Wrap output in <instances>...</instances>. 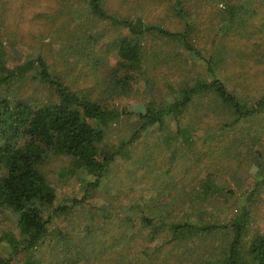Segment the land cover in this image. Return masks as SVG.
<instances>
[{
  "label": "trees",
  "instance_id": "obj_1",
  "mask_svg": "<svg viewBox=\"0 0 264 264\" xmlns=\"http://www.w3.org/2000/svg\"><path fill=\"white\" fill-rule=\"evenodd\" d=\"M171 2L180 30L84 0L86 20L56 28L63 69L41 55L11 65L0 23V215L18 229L0 237V264L46 263L34 255L51 238L49 264H264V0H197L205 16L196 21L192 0ZM123 98L144 110L110 107ZM123 117L130 135L107 151ZM155 132L157 151L136 159ZM161 146L171 148L168 169L154 175ZM53 157L93 177L81 199L57 203ZM119 158L148 175H127L125 205H102L105 219L125 213L109 242L104 224L77 229L71 217ZM142 190L158 197L139 204Z\"/></svg>",
  "mask_w": 264,
  "mask_h": 264
},
{
  "label": "rangeland",
  "instance_id": "obj_2",
  "mask_svg": "<svg viewBox=\"0 0 264 264\" xmlns=\"http://www.w3.org/2000/svg\"><path fill=\"white\" fill-rule=\"evenodd\" d=\"M197 0H192L189 3L191 17L193 20L204 19L205 12L204 8L201 10L196 8ZM84 0H0V23L3 26L2 37L6 44L5 51L7 52V59L11 65L25 63L28 58L35 59L39 55L47 58L51 65H57L59 69L62 67L64 56L60 52V47L57 42V26L61 24H73L81 22L84 19V12L86 13V8L82 9ZM172 4L171 0H106L105 6L108 11H113L118 15L122 16H134L137 12H140L143 17L150 23L164 26L170 30H180L182 29L181 23L178 19L173 17V11L169 6ZM170 9L171 12L168 13L167 10ZM86 20V19H84ZM83 20V21H84ZM104 27L100 25L98 32H102ZM56 37V38H55ZM109 43L105 42L103 48L96 50L97 55H100L102 50H108ZM110 65L109 68H114L116 66V59H114L113 54H109ZM63 69V68H61ZM78 71L74 73L73 78H78ZM83 81V80H82ZM89 81L84 83V87H88ZM35 84L30 88V92H35ZM29 91V89H28ZM252 94L256 97L260 96V93L252 90ZM110 107H116L118 109H128L130 111L142 112L145 107L143 101L138 102L134 99L125 98L113 102ZM125 117L122 118L121 123L112 127V130L108 131L107 137V151L116 152L121 145L124 138H128L130 133L125 126ZM175 126L172 124L171 129ZM143 135L140 139V143L136 148V159L137 154H148L147 147H151V153H154L155 142L154 139L157 136V132L153 135ZM155 146V147H154ZM163 149V154L161 155L157 167L154 169V175H161L165 169L164 163H166L171 148L161 146ZM138 166L133 164V161H126L124 159H118L117 162L112 166L108 175L109 179L103 182V185L98 189H94L90 192L88 201L84 202L79 208V212H75L74 216L68 215L67 217L76 222L77 229H80L78 223H82L83 227L87 225H96L101 228L104 224V228L107 230L101 232V234L111 242L110 238L113 234H117V220L119 218L125 217V213L121 211L111 212V219L104 218V211L102 210V205L108 204L111 201L113 208L118 207V203L125 205V185L127 187L131 186L133 182L130 178L126 179L127 175H148L145 171L139 170ZM72 165L69 159H64L62 157H53L48 163L46 171L53 182L57 193L58 200L57 203L63 204L66 200L81 199L85 194V188L87 182H92L93 177L90 175H84L81 170L76 173H72ZM74 175V176H72ZM76 175V176H75ZM137 190H141V186L135 185ZM145 188V187H144ZM143 193L135 195L136 200L139 199V204L151 203L153 195L156 197L157 194H152L147 190H142ZM119 195V197L117 196ZM264 196V195H263ZM118 201H114V198ZM158 197V196H157ZM264 199V197H263ZM209 203V207L212 208V212H215L218 199L206 200ZM261 205H264V200ZM264 213V207L261 209ZM260 217V216H259ZM264 217V216H263ZM260 221L262 223V218ZM77 218V220H76ZM113 223V225H112ZM92 228V227H91ZM14 231L18 233V229L14 226L11 216L5 214L0 215V237L7 231ZM103 231V230H102ZM51 239L47 240L45 246L41 249L40 253L34 255L35 261H40V258L46 262L43 264H49L51 260V251L48 244L53 243ZM56 241H54V244ZM47 246V247H46ZM142 247H138L137 251H141ZM109 258V256H108ZM73 259V257H72ZM71 259L67 264H76L75 261ZM16 264H23L22 261H16Z\"/></svg>",
  "mask_w": 264,
  "mask_h": 264
}]
</instances>
